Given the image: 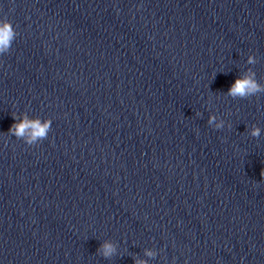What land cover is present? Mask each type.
I'll use <instances>...</instances> for the list:
<instances>
[{
  "label": "clouds",
  "instance_id": "9594fccd",
  "mask_svg": "<svg viewBox=\"0 0 264 264\" xmlns=\"http://www.w3.org/2000/svg\"><path fill=\"white\" fill-rule=\"evenodd\" d=\"M17 33L12 23L7 19L0 20V55L6 54L10 50L12 41L16 38ZM249 64H256L257 60L253 56L248 57ZM258 93H264V85H261L255 78V72L249 70L245 75L235 79L231 84L226 95L236 99H246L255 96ZM199 115V113L197 114ZM13 119L16 121L9 129V133L17 139H22L28 145H34L47 138L51 130V119L41 120L39 117L30 118L27 113H12ZM208 124L215 129H223L225 127V120L217 121L214 115H210ZM230 127V124L228 125ZM261 129L258 126H253L250 135L252 137H259ZM264 177V171L261 173ZM101 254L105 257H111L115 253L114 246L105 242L100 248ZM146 255L152 256V252H147ZM137 264H145V262L137 261Z\"/></svg>",
  "mask_w": 264,
  "mask_h": 264
}]
</instances>
